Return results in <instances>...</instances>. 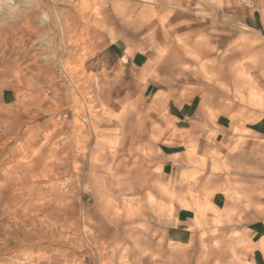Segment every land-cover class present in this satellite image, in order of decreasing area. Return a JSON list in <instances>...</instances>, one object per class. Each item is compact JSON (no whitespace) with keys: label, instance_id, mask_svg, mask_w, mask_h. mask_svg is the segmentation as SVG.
I'll return each instance as SVG.
<instances>
[{"label":"rangeland","instance_id":"1","mask_svg":"<svg viewBox=\"0 0 264 264\" xmlns=\"http://www.w3.org/2000/svg\"><path fill=\"white\" fill-rule=\"evenodd\" d=\"M260 60L264 0H0V264H264Z\"/></svg>","mask_w":264,"mask_h":264},{"label":"crops","instance_id":"2","mask_svg":"<svg viewBox=\"0 0 264 264\" xmlns=\"http://www.w3.org/2000/svg\"><path fill=\"white\" fill-rule=\"evenodd\" d=\"M254 71H256L258 73L264 72V63H262L261 60H260V64L259 63L256 64V67H255ZM261 77H263V75ZM257 88H259V87L256 84V89ZM253 97L256 98L257 105L260 106L259 109H261V111H264V107H263L264 101H262V97L260 96V94L258 92H255ZM242 121H244V119L243 120L240 119V124L243 123ZM231 123H232V121H231L229 115L228 116L227 115H223L222 117L219 116L217 118L216 126L218 128H221V129H226L227 126L231 125ZM244 128L246 130H249L252 135H255V136H258L259 138H263L264 139V113H262V115L258 119L254 120L253 122L245 124ZM215 203H217V202H214V205H216ZM217 205H218V203H217ZM181 214H183V213H181Z\"/></svg>","mask_w":264,"mask_h":264}]
</instances>
